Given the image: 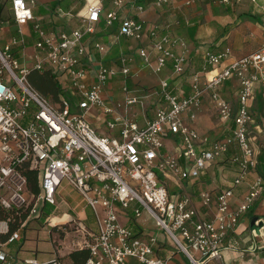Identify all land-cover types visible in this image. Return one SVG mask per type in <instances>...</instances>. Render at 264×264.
I'll return each instance as SVG.
<instances>
[{
    "label": "built area",
    "instance_id": "1",
    "mask_svg": "<svg viewBox=\"0 0 264 264\" xmlns=\"http://www.w3.org/2000/svg\"><path fill=\"white\" fill-rule=\"evenodd\" d=\"M7 1L11 16L0 15V40L11 19L18 36L5 47L0 45V206L23 210L28 221L39 217L45 205L58 207V196L67 185L93 211L97 230L79 219L53 225L49 217L47 226L70 234L74 249H88L86 264H174L157 254V237L146 234L140 225L141 234L131 226V218L138 222L144 212L189 264L221 262L226 240L237 234L263 189L257 177L239 207L233 208L235 190L258 165L250 131L255 123L251 103L257 86L264 87V46L238 59H232L230 48L219 53L205 50L200 70L191 76L189 93L176 90L165 78L155 92L139 94L129 80L142 69L155 75L170 69L175 78L181 77L189 70L192 53L172 27L148 26L139 18L122 16L123 8L134 0H112L108 12L102 0L88 3L80 15L82 26L70 30H50L37 22V0ZM171 1L155 0L153 5L162 8ZM241 1L218 3L231 6ZM136 10L143 12L145 7ZM103 15L107 26L118 23L116 39L138 44L135 51L122 50L113 64L107 62L109 45L96 36ZM66 16L73 15L62 18ZM30 25V36L36 38L31 52L25 33ZM136 59L141 61L139 68ZM34 72L55 78L62 89L57 102L33 86ZM4 78H9L8 84ZM119 80L121 89L116 93L113 85ZM233 80L238 82L236 105L222 94ZM151 100L157 104L149 118ZM206 101L228 135L214 138L194 126ZM92 112L102 116L95 123L89 120ZM168 140L172 149L166 146ZM232 149L238 152L230 162L239 171L231 186L215 195L200 180ZM27 170L38 172V195L27 187L23 173ZM168 182L179 190L171 192ZM184 183L197 186L204 208L216 206L213 218L203 217L193 191ZM0 262L12 264L13 258L0 249ZM49 262L60 264L56 259ZM21 264L39 262L31 258Z\"/></svg>",
    "mask_w": 264,
    "mask_h": 264
},
{
    "label": "crops",
    "instance_id": "2",
    "mask_svg": "<svg viewBox=\"0 0 264 264\" xmlns=\"http://www.w3.org/2000/svg\"><path fill=\"white\" fill-rule=\"evenodd\" d=\"M84 1H86L88 5V3H93L96 2L97 0H84ZM217 1L215 0V2ZM7 2H8L7 0H0V15H2L3 18L5 19L10 18L11 16V12L9 9L10 3ZM190 2L192 3L194 2V0ZM203 2L205 3V0H202L201 3ZM45 3H46L45 0H37V7L35 11L39 10L40 7L46 8L44 5ZM82 3L83 5L85 4V2ZM171 3H173V0L171 1ZM191 3L190 4L186 3V4L191 5ZM147 5L148 6L145 7V10L143 12H137L135 10V13L133 14V12L129 10L128 15H124V16L136 17L137 19L139 18L140 20L145 21L148 26H153L154 24L157 23L159 25H166L172 27V32L174 35L178 37H182L183 39L188 41L191 47V53H192L191 59H193V56L199 57L201 61L200 66L202 64L205 50L219 53L221 52V50L225 48H230L231 52H233L232 59H238L240 57L252 54L256 50L264 46V0H257L254 2L252 0H242L241 3H238L232 7V11H231L232 13L230 15L228 14L224 16L220 15L219 17L214 16L211 9V5L206 4L207 6H209L211 10V16H213V18L218 20L223 19L225 22L224 23L222 22L220 25H217L215 30L217 37L213 38L211 44L208 43L209 40L206 38L204 42H207L208 45L207 47L204 48V50L202 49L203 47L201 46V44H204V42L202 40L203 36H201L202 34L200 30L203 20L200 15L197 17L195 16L192 24H188V25H193L194 23H199V28L196 33V41L199 43L200 48L197 47L196 49L193 41H189L186 37L178 35L177 33L178 30L174 31L175 28L178 29V27H176L175 24L176 21H172L173 19L171 16L175 15L176 18L178 16L177 21H179L180 25H182V20L185 23H187V21L182 16L183 14H181L176 9H174L175 4L164 6L165 8L162 7L165 9L164 11H162L163 9L153 5L152 0H149V4ZM127 6H129L132 9L136 8V5H134V1ZM110 9H112V6L108 8L106 11L108 12ZM83 11H86V8ZM121 13H123V10L121 11ZM80 15H84V14L81 13ZM42 19H44V17L39 16L36 18L37 22L41 21ZM31 29H32V25L25 28V33L27 34L26 40L28 41V45H29V50H28L29 52L32 51V46L35 43V39H36L34 36H30L29 32L31 31ZM15 36H18L17 27L16 25H14V22L11 19L10 24L5 29H3L2 39L0 40L1 47H5L7 43H9L10 39ZM110 37L113 36L110 35L108 39ZM103 41L105 42L104 39ZM126 41L132 42L128 40ZM105 43L109 45L111 50L112 46L110 44V39L109 42H105ZM122 50L129 51V48L121 49L120 52ZM91 51H93V49H91ZM198 52H201L202 54H199ZM119 54L118 57L120 56ZM110 57H111V53H109L108 59H110ZM200 66L198 68L199 70H200ZM8 80L9 78H4L3 81L6 84H8ZM189 90L187 91L188 93ZM237 93H238V82L236 80L227 82L225 86L222 88V94L225 96V98L231 101L235 105L238 102ZM258 97H261L262 102H259V100L257 99ZM251 111L255 119V123L250 127V130L251 129L255 130L256 133H263L262 129H264V87L262 86H257L256 88L255 97L253 102L251 103ZM210 114L215 116L212 107L210 106L209 102H207L206 106L199 112L198 121L194 123V126L202 134H207V133L210 134V131H207L208 128H211V130L213 131H216L218 128L219 131L218 134L217 133L213 134L212 131L211 132L212 134L210 135L212 136L214 135L215 136L214 138L223 137L224 124H222L221 121L219 120V125L217 126L211 125L212 122L209 118L211 116ZM149 115H150L149 118L150 117L152 118V112L149 111ZM89 120L91 121V119ZM95 126L97 128H100L99 125L95 124ZM252 139H253L252 146L257 153V161H258L261 156H264V145L261 148L260 146L257 145V141H258L257 138L254 137ZM0 146H1V141H0ZM166 146L168 149L173 148V143L171 142V140H168L166 142ZM1 158L2 157L0 154V159ZM263 165L262 167H264ZM259 175L260 174L258 170L257 172L256 170L254 172H251L248 179H246L243 182L241 187L235 190V198L232 204L234 209H237L239 205L242 203L243 195L247 193L249 187L252 184H254L253 182ZM261 177L263 180L262 182L263 189L261 191L260 196L258 197L256 206L251 211H249L244 215L242 219V223L238 231L236 232L237 234L230 236L226 240L225 243L226 250L223 252L224 259L221 262H210V264H227V263L264 264V228L261 231L262 232L261 236L256 238L253 236L252 232L250 231V225L254 218L264 219V169H263V174H261ZM232 180L226 184L223 183L220 180V178L213 179L211 178V175L208 174V176H204L203 178H201L200 184L206 187L207 189L212 190L215 193V195H217L219 192L231 186ZM38 185H39V181H38ZM168 185H170V190L173 193H176V191L179 190L178 187L174 185V183L172 182L171 183L168 182ZM184 187H186L188 191H193L195 204L198 210L200 211V213L203 215V217L207 219L213 218V215L216 213V206L213 205L209 209L204 208L202 205V201H200L197 193V186H194L191 183H184ZM62 188L63 189L61 190L60 195L58 196L59 206L58 207L51 206L52 208H54V211L51 212V215L49 217L62 218L64 216H67L66 220L79 219L83 221L92 231L97 230V223L94 217V213L90 208L86 207V204H84L83 199L79 194V192H76L67 185H63ZM65 191H67L71 196H74L73 202H68L62 197V194ZM43 218L38 221H33V220L29 222L26 221L27 223L25 222L26 224L24 223L22 227H20L19 231H17V234H19L22 241H24L23 244L24 246L22 250H17V246H18L17 244H11L9 241L5 243L3 242L2 236H5L9 231V223L0 220L1 223L0 226L2 227V230L0 231V249L7 252L8 255H10L13 258L12 264H21L23 263V261L29 260L31 258H36L40 264H46V262H49L53 259H58L61 262V264L62 263L80 264L78 261L83 257V254L79 252L80 250L73 248V237L70 234L65 235L62 228L59 227L49 228L47 226L48 218L45 220V222L43 221ZM44 235L47 236L44 238ZM166 245H167L166 243L160 242V244L155 248L157 254L165 259H170L172 263L175 262L174 264H185L184 262L181 261L182 256L180 252H177L175 254L170 250L167 251L165 248ZM162 253L164 254V256L161 255ZM73 254H75V256H73ZM0 264L2 263L0 262Z\"/></svg>",
    "mask_w": 264,
    "mask_h": 264
},
{
    "label": "rangeland",
    "instance_id": "3",
    "mask_svg": "<svg viewBox=\"0 0 264 264\" xmlns=\"http://www.w3.org/2000/svg\"><path fill=\"white\" fill-rule=\"evenodd\" d=\"M46 3L44 4L45 7L49 10V11H53V4L55 3V0H45ZM49 1V2H48ZM153 2L155 0H152ZM188 0H173V3L175 4V8L178 12H180L181 14H183V18L187 21L189 20V24H192V22L194 21L195 16H201L202 17V26H201V36L203 42L206 40V38L209 40V44L212 43L213 38H216V27L217 25H220L222 22L224 23L225 21L223 19H215L213 18V16H211V10L209 8V6H207L204 2H202V0H194V2L191 3V5H187ZM193 1V0H190ZM217 1V0H216ZM103 6H105V10H107V5L112 6V1L106 4V0L102 1ZM173 3H171L170 5H174ZM42 5V4H41ZM87 5L86 1L85 4L83 5L82 10L77 13V14H71L73 15L72 18L69 16H66L64 18L59 17L56 13H55V17L53 19V21H49V19L47 21H45L44 19L41 20L42 24H44L48 29L53 30L54 26L58 25L60 27V29H72V28H78L82 26L81 23V18H80V14L82 13V11L86 8L85 6ZM113 7V6H112ZM157 7V6H156ZM165 8V7H164ZM163 9L162 11H164L165 9ZM132 11L133 14L135 13V9L130 8L129 6H126L123 8V16L124 15H128V11ZM137 11V10H136ZM54 12V11H53ZM138 12V11H137ZM172 17V21H176V27H178V29H176L174 31H177L178 35L186 37V26L185 28H183V25L179 24L178 20V16L177 18L175 17V15L171 16ZM170 17V18H171ZM61 20V23L59 24H55L56 21ZM64 23V24H63ZM178 23V25H177ZM64 26V27H62ZM187 26H189L187 24ZM98 37V36H97ZM95 37V38H97ZM99 38V37H98ZM187 38V37H186ZM101 39V38H100ZM110 44H111V50L109 53H111V57L110 59L107 58V62L113 64L117 58H118V54L120 52L121 49H127L129 48V51H135L136 47H137V43L136 42H127L126 40H124L123 38L121 40H116L115 37H110ZM207 42H204V44H201V46L203 47L202 49L204 50L205 47H207L208 45ZM199 54H202L201 52H198ZM200 58L199 57H194L193 59L190 60V67L188 68L189 71L187 73H185L183 76L181 77H177L175 78L172 75V70L170 69H166V73H162V74H154L152 71H150L149 69H142L141 72H139V74L137 76H135L134 78L129 80V84L131 86L132 89L136 90V91H140L139 94H143L144 90L148 89V91L151 92H155L157 89H159V82L162 79L165 78H169L171 79V86L174 87L176 90H182V91H188L187 86L185 85H189L190 80H191V76L198 71L199 66H200ZM141 64V61L136 59V67L139 68ZM121 85V81H117L114 85L113 88L116 91V93L118 92L119 88ZM154 101V102H153ZM151 100L150 102H148V110L147 112L149 113V111L151 112L155 106H156V100ZM207 104V102H206ZM205 104V106H206ZM204 106V107H205ZM211 115V114H210ZM102 116L100 115L99 118H97L93 112L89 115V118L92 120V122H96L95 120L100 119ZM209 117V116H208ZM211 120V125L213 126H217L219 125V119L217 118V116H213L211 115L210 117ZM207 131H210V134H214V133H219L218 128L216 131L211 130V128H208ZM206 131V132H207ZM213 131V132H212ZM252 133V138L256 137L257 138V145L260 146L262 148V146L264 145V129H262L263 133H256L255 130H250ZM212 132V133H211ZM213 137H215L213 135ZM236 168L232 167L231 165L225 164L223 165H218L215 166L214 169L211 170L210 175L211 178L213 179H217L220 178V180L223 183H229V181H231L233 179V177L235 176L236 172ZM233 181V180H232ZM62 197L68 201V202H73L74 201V196H71L67 191L63 192ZM48 212H53L54 208L49 207ZM56 214V213H55ZM264 220V219H263ZM138 225H140L142 227V229H145V231L147 232V234H150L152 236H156L157 239L160 242L166 243L167 245L165 246L166 250H170L172 252H174L175 254L179 251L176 250V248L174 247V244L172 242V240L168 237V235L165 234V232L161 229L158 228L156 222L154 219H152L151 217H149V215L147 213H143L142 217L140 218V220L137 222ZM263 229V228H262ZM261 229V231H262ZM249 234V233H247ZM253 234V233H252ZM47 235H44V238ZM258 237L261 236V233L259 235H257ZM249 237V236H248ZM182 258L181 261L184 262L185 264H189L187 258L180 253ZM162 256H164V254H161ZM175 263V262H174Z\"/></svg>",
    "mask_w": 264,
    "mask_h": 264
},
{
    "label": "trees",
    "instance_id": "4",
    "mask_svg": "<svg viewBox=\"0 0 264 264\" xmlns=\"http://www.w3.org/2000/svg\"><path fill=\"white\" fill-rule=\"evenodd\" d=\"M112 0H106V4L111 2ZM85 2L84 0H55V3L53 4V11H49L44 7H40L39 10L35 11V17H44V20L47 21L49 19V21H53L54 17H55V13L62 18V16H64L65 14H77L79 13L82 8H83V3ZM206 4H210L211 5V9L212 12L214 14V16L219 17L220 15L224 16V15H230L232 12V7L235 5H224L221 3L215 2V0H205ZM147 4H149V0H134V5L137 6H148ZM110 5H107V8H110ZM106 15V13H105ZM105 15H103L102 20L99 22V24L97 25V31L98 33L96 34V36H98L101 39H104L105 42H109L108 37L111 36H116L118 33V23H116L115 25L109 27L107 26L106 22H104L105 19ZM254 17V16H253ZM252 18V17H250ZM255 18V17H254ZM42 23V22H41ZM59 24L61 23V20L56 21L55 24ZM64 24V23H63ZM182 27L185 28L186 26V37L189 41H193L194 45L197 49L200 48L199 43L196 41V33L198 31L199 28V23H194L193 25H189L187 26L186 23L182 20ZM56 27H59L58 25L54 26V29H56ZM188 43V41H187ZM191 59V57H190ZM188 72V70H187ZM186 72V73H187ZM30 81L33 84V86L40 92L42 93L46 98L52 100L53 102H57L59 99V96L61 94L62 89H60L58 82L55 80V78L49 74V73H41V74H36L33 73L30 76ZM187 86V90H189L190 87V83L189 85H185ZM119 90L121 89L120 87H118ZM118 90V91H119ZM144 91H148V89L144 90ZM65 96H68L66 93L62 92ZM118 93V92H117ZM188 93V92H186ZM259 100V102H262L261 97L257 98ZM76 110V109H75ZM231 128H234L235 125L233 122H231L230 124ZM226 128V126H224ZM225 130V129H223ZM224 136L228 135V131H224L223 132ZM237 150L232 149L231 152L227 155L224 156V159L218 163L215 164V166L218 165H231L232 167L236 168V172L239 171V167H237L236 164H232L230 162L231 157H233L235 154H237ZM264 164V156H261L258 160V165H257V170L259 171V176L257 177H261V174H263V169L264 167H262V165ZM215 166H213L212 169L215 168ZM264 166V165H263ZM209 170L208 174H210L211 170ZM25 174V176L27 177L28 180V184L27 187L28 189L35 195H38L40 193V189H39V185H38V172L35 171H24L23 172ZM208 174L206 176H208ZM249 177V176H248ZM247 177V179H248ZM262 179V177H261ZM263 182V180H262ZM51 207L50 205H45L44 208L41 211V214L39 217H34L31 218L29 221H38L40 219H42L43 217V221L45 222V220L51 215V212H48V208ZM52 208V207H51ZM28 218V214L24 213L23 210H12V211H7L5 210L2 206H0V220L2 221H6L9 223V231L7 232V234L5 236H2L3 238V242H10L11 244H17V250H22L23 248V244L24 241H22L20 235L18 234V238H14L12 240V237L15 233H17V231H19L20 227H22V225L27 221ZM131 226H133V228L136 231H139V233H143V230L139 227V225L137 224L136 219H134V217L131 218ZM145 232V231H144ZM140 233V234H141ZM146 233V232H145ZM82 254L83 257L78 261L80 264H86V261L88 260V258L90 257V253L88 249H79ZM76 254V253H75ZM75 254H73V256H75ZM36 259V258H35ZM60 264L61 262L56 259ZM52 261V260H51ZM39 262V261H38ZM40 264V263H39ZM46 264H52L50 262H46ZM63 264V263H62Z\"/></svg>",
    "mask_w": 264,
    "mask_h": 264
},
{
    "label": "water",
    "instance_id": "5",
    "mask_svg": "<svg viewBox=\"0 0 264 264\" xmlns=\"http://www.w3.org/2000/svg\"><path fill=\"white\" fill-rule=\"evenodd\" d=\"M262 228H264V220L262 218H254L250 225V231L254 235H259Z\"/></svg>",
    "mask_w": 264,
    "mask_h": 264
},
{
    "label": "bare ground",
    "instance_id": "6",
    "mask_svg": "<svg viewBox=\"0 0 264 264\" xmlns=\"http://www.w3.org/2000/svg\"><path fill=\"white\" fill-rule=\"evenodd\" d=\"M83 12H82V14H85V11H83ZM66 219H67V216H64L62 218H56V217H54V218H52V224L53 225H57V224H59L61 222H65Z\"/></svg>",
    "mask_w": 264,
    "mask_h": 264
}]
</instances>
